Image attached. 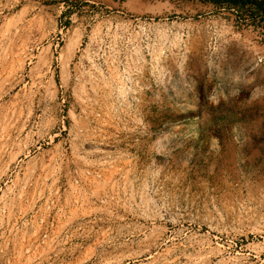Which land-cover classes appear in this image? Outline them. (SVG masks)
Wrapping results in <instances>:
<instances>
[{
	"label": "rangeland",
	"instance_id": "1",
	"mask_svg": "<svg viewBox=\"0 0 264 264\" xmlns=\"http://www.w3.org/2000/svg\"><path fill=\"white\" fill-rule=\"evenodd\" d=\"M203 0H0V264H264V16Z\"/></svg>",
	"mask_w": 264,
	"mask_h": 264
},
{
	"label": "trees",
	"instance_id": "2",
	"mask_svg": "<svg viewBox=\"0 0 264 264\" xmlns=\"http://www.w3.org/2000/svg\"><path fill=\"white\" fill-rule=\"evenodd\" d=\"M204 2H215L225 5L227 8H236L241 11V15L264 16V0H203Z\"/></svg>",
	"mask_w": 264,
	"mask_h": 264
}]
</instances>
